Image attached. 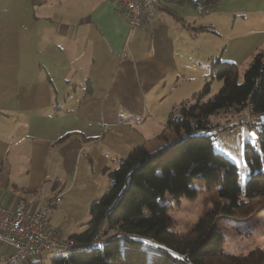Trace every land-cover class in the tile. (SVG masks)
I'll use <instances>...</instances> for the list:
<instances>
[{
	"label": "crops",
	"instance_id": "crops-1",
	"mask_svg": "<svg viewBox=\"0 0 264 264\" xmlns=\"http://www.w3.org/2000/svg\"><path fill=\"white\" fill-rule=\"evenodd\" d=\"M184 4L160 0L158 20L131 29L114 0H0L3 208L13 212L22 199L36 207L61 191L67 213L54 224L50 216L48 225L71 237L86 229L67 233L68 220H76L68 211L74 195L91 203L121 158L140 145L162 146L175 108L200 91L177 93L187 67L178 51L182 34L200 31L201 11ZM229 114L232 121L223 118ZM211 119L218 132L244 116L230 110ZM250 131L255 140L258 127ZM11 251L0 247V264Z\"/></svg>",
	"mask_w": 264,
	"mask_h": 264
},
{
	"label": "trees",
	"instance_id": "trees-1",
	"mask_svg": "<svg viewBox=\"0 0 264 264\" xmlns=\"http://www.w3.org/2000/svg\"><path fill=\"white\" fill-rule=\"evenodd\" d=\"M174 1L203 12L219 0ZM213 67L223 82L219 92L205 99L211 92L208 81L176 107L159 135L161 147L152 151L140 145L121 158L110 171L109 187L90 206L86 229L71 236L88 243L103 230V242L53 258L54 264H264L261 248L245 255L225 251L224 233L215 226L222 216L247 219L264 210V119L257 116L264 113V47L241 80L236 63L218 59ZM248 109L259 139L244 144L247 179L242 182L236 162L216 149L213 129L218 125L211 118ZM201 189L215 190L213 206L187 231L173 228L167 195L179 201L195 198Z\"/></svg>",
	"mask_w": 264,
	"mask_h": 264
},
{
	"label": "rangeland",
	"instance_id": "rangeland-1",
	"mask_svg": "<svg viewBox=\"0 0 264 264\" xmlns=\"http://www.w3.org/2000/svg\"><path fill=\"white\" fill-rule=\"evenodd\" d=\"M184 6L196 12L189 4H184ZM197 16L196 27L199 26L200 31L195 27L192 28L191 32L194 37H190L186 29L182 34L185 35V41L178 47V51L181 53L180 59L186 63L187 67L180 80V88L177 93L184 90L185 96L191 97L194 89L201 90L209 81L211 92L205 98L208 99L217 94L223 84L215 77L213 67L215 60L221 59L236 63L238 76L241 80L253 55L264 47V0H219L207 11L197 13ZM203 25L208 29L201 30L200 26ZM173 105L175 108L174 102ZM230 116L231 114L223 118ZM243 116H245V112H243ZM234 117L235 115L230 117V121ZM228 125L215 135L216 149L227 147L228 150H225L224 153L236 162L242 173V182H245L247 166L243 157L244 143L246 140L254 142L256 133L250 131L246 126L236 132H231L227 128ZM151 144L153 143H150L148 147H151ZM109 182L111 183V178H109ZM194 185L201 188L199 182ZM215 197V190L208 191L206 189H201L195 198L183 196L179 201L168 194L165 201L170 204L169 212L173 218L172 227L181 232L187 231L198 221L203 212L213 206ZM88 199L89 196L76 194L69 201L68 211L74 213L72 216L76 220L66 219L71 224V227L69 226L67 229L68 235L87 227V222L90 219V206L95 201L93 200L89 204L84 202ZM64 212L67 213L65 206L53 207L49 210L48 219L52 216L51 220L54 224L56 220L64 216ZM215 226L224 233L223 249L229 253L245 255L255 248L264 250V210L247 219L222 216L216 220ZM66 255H68L66 252H48L44 255V259L37 264H54L53 258Z\"/></svg>",
	"mask_w": 264,
	"mask_h": 264
},
{
	"label": "built area",
	"instance_id": "built-area-1",
	"mask_svg": "<svg viewBox=\"0 0 264 264\" xmlns=\"http://www.w3.org/2000/svg\"><path fill=\"white\" fill-rule=\"evenodd\" d=\"M124 11L131 29L142 24H153L158 20L160 0H114ZM264 119V113L257 115ZM245 120L233 126L232 132L242 126L253 129L254 115L248 109ZM259 137L255 139L258 141ZM63 192L55 191L51 197L36 207L26 199L18 202L13 212L0 204V247L11 248L5 258L6 264H33L48 252L71 253L75 250L91 249L99 246L106 235L103 230L91 242H80L72 237L62 236L58 230L48 225L49 210L61 206Z\"/></svg>",
	"mask_w": 264,
	"mask_h": 264
}]
</instances>
